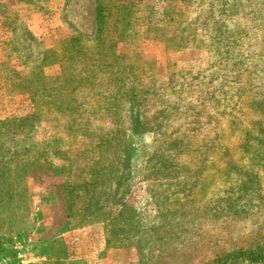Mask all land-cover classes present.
<instances>
[{
    "label": "rangeland",
    "instance_id": "rangeland-1",
    "mask_svg": "<svg viewBox=\"0 0 264 264\" xmlns=\"http://www.w3.org/2000/svg\"><path fill=\"white\" fill-rule=\"evenodd\" d=\"M55 214L123 228L85 264H263L264 0H0V264Z\"/></svg>",
    "mask_w": 264,
    "mask_h": 264
},
{
    "label": "crops",
    "instance_id": "crops-1",
    "mask_svg": "<svg viewBox=\"0 0 264 264\" xmlns=\"http://www.w3.org/2000/svg\"><path fill=\"white\" fill-rule=\"evenodd\" d=\"M56 8V6H55ZM52 15H58L57 13H53ZM34 18L32 20L35 21V27L33 28L34 31L38 32L41 31L43 28H40L38 21V16H42L41 14L34 13ZM184 16V15H183ZM56 18V17H55ZM180 22L181 20H184V17H178ZM192 20L188 19L181 23L186 24L187 22H191ZM171 23H173L171 21ZM133 50V49H131ZM68 223L64 224L63 226L59 227L55 233L52 234L53 226H45L40 229H38L40 233L39 241L38 243H29V248L27 251L29 253H25L27 256V259L30 261L36 260L41 261L43 259H51V260H64L67 264H84L85 261L88 262V260H93L94 256L95 259L99 258L95 253L98 252V254L101 253H109L111 251H114L117 249V247H110L107 244V235L105 236L106 232V226L104 222H94L87 227L79 228L77 230H70L68 228ZM52 231V232H51ZM52 235H51V234ZM90 235L95 240V243L97 241V244L91 243V249L92 252L91 255L93 257L90 258L89 254H81L78 252V250H81V247L84 243V236ZM61 236V237H60ZM75 239H78L75 241ZM82 241V242H81ZM104 259V258H103ZM100 259L99 260H103ZM76 262V263H74Z\"/></svg>",
    "mask_w": 264,
    "mask_h": 264
},
{
    "label": "trees",
    "instance_id": "trees-1",
    "mask_svg": "<svg viewBox=\"0 0 264 264\" xmlns=\"http://www.w3.org/2000/svg\"><path fill=\"white\" fill-rule=\"evenodd\" d=\"M99 10H102V8H101V4L99 3ZM101 13H102V11H100ZM99 12V13H100ZM162 14H164V13H162ZM101 20H102V17H101ZM88 184V183H87ZM86 184V185H87ZM87 189L89 188V186H87L86 187ZM27 191V190H26ZM54 218H55V222L57 221V222H59V225H64L62 222H61V220L59 219L60 217L57 215V214H55L54 215ZM63 221V220H62ZM94 222H105V223H108V221H107V219L106 218H99V219H95V220H93L91 223H94ZM121 226V225H120ZM118 227V229H117V231H115L116 233H108L107 231V244L110 246V247H120V246H122V242L121 241H119V240H117V238H115V241L113 240V236H116V235H118L119 237L120 236H122V232L124 231L123 230V228H121V227ZM54 227L55 226H53V229H54ZM58 227H61V226H58ZM2 250V247H1V245H0V251ZM58 262V264H67L66 263V261H64V260H57V261H55L54 263H57ZM85 264V263H84ZM263 264H264V256H263Z\"/></svg>",
    "mask_w": 264,
    "mask_h": 264
}]
</instances>
